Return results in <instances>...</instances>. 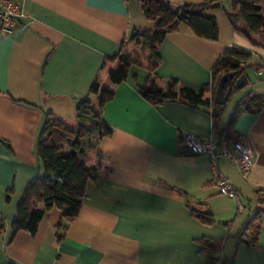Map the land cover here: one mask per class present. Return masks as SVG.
<instances>
[{"label":"crops","instance_id":"crops-1","mask_svg":"<svg viewBox=\"0 0 264 264\" xmlns=\"http://www.w3.org/2000/svg\"><path fill=\"white\" fill-rule=\"evenodd\" d=\"M16 1L23 16L10 35L0 30V223L4 224L0 264H207L196 241L201 238L215 244L225 240L222 262L264 264V209L257 204L259 191H264V107L241 114L234 126L237 140L251 148L250 174L242 177L227 160L218 163L219 172L236 189V203L219 194L209 159L189 154L181 142L186 134L199 140L213 134L208 109L177 102L151 105L138 93L148 75L145 64L130 68L103 110L112 134L99 145L100 177L88 183L65 239L56 240L61 214L54 208L44 215L34 236L20 231L9 242L19 200L12 209L13 197L17 193L21 197L26 183L43 173L36 144L46 114L72 116L78 99L88 95L104 57L118 52L132 30L155 28L137 0ZM167 1L181 5L204 0ZM232 11V0H220L207 12L218 24L216 41L198 38L181 23L158 48L162 60L158 75L176 77L193 91L211 82L216 62L228 49L252 54L244 65L248 82L227 115L226 107L224 127L244 96L264 97V82L256 74L264 68V34H257L258 44H252L232 28L226 16ZM180 191L192 205H207L216 223L208 226L196 219ZM246 209L261 222L255 247L235 238L238 217ZM233 219L230 229L222 225ZM247 220L249 216L242 225Z\"/></svg>","mask_w":264,"mask_h":264},{"label":"trees","instance_id":"trees-1","mask_svg":"<svg viewBox=\"0 0 264 264\" xmlns=\"http://www.w3.org/2000/svg\"><path fill=\"white\" fill-rule=\"evenodd\" d=\"M10 1L18 4L16 0ZM137 1L142 5L145 17L155 22L154 30L151 32L132 30L118 52L104 57L90 85L88 95L76 103L72 116L57 117L51 113L46 114L36 144L43 173L32 177L26 183L16 203V217L10 223L9 242H12L20 231L34 236L44 215L54 208L61 214L55 225L56 240L59 243L65 239L69 224L76 219L84 202L88 183L96 182L100 177L102 167L99 159L103 155L99 145L103 138L112 134V128L102 117L103 110L114 98V86L128 78L132 66L145 64L147 67L145 84L138 88V93L144 100L153 106L177 102L208 109L212 119V132L218 140L225 137L230 141H236L234 126L240 115L245 112L254 114L264 107L263 96L246 95L237 103L227 126L224 127L227 104L234 94L240 91L234 83L244 74V65L252 58L250 52L242 49H228L216 62L211 82L198 91L188 88L176 77L164 79L157 73L162 62L158 48L167 34L176 31L181 23L188 25L202 40L218 39L216 18L207 12L218 7L220 0H204L200 3L181 5H172L167 0ZM232 9V13H226L232 28L257 45L256 35L264 34L263 0H232ZM0 11L3 12L1 7ZM13 19L17 25L21 17ZM229 72H236L232 81L233 90L227 104L221 105L216 102L215 93L221 77ZM227 87L228 85L225 89ZM259 192L261 197L257 204L260 209H264V191ZM13 193V187L8 189L6 198L8 202ZM180 194L196 219L208 226L216 223L215 215L207 205H192L186 193L180 191ZM235 219L222 222V225L230 229ZM3 229L4 224L1 222L0 231ZM244 230L248 232L243 234ZM260 231L261 222L254 217L244 224L235 238L239 243L255 247ZM196 241L201 246L200 252L208 257L207 264H233L232 260L222 262L220 259L225 240L218 244L208 238Z\"/></svg>","mask_w":264,"mask_h":264},{"label":"built area","instance_id":"built-area-1","mask_svg":"<svg viewBox=\"0 0 264 264\" xmlns=\"http://www.w3.org/2000/svg\"><path fill=\"white\" fill-rule=\"evenodd\" d=\"M0 30L2 35H10L15 27L13 18L21 17L20 6L10 0H0ZM256 74L264 82V68L256 71ZM182 144L191 155H203L209 159L211 171L218 188L219 194L229 198L238 199L235 187L219 172L220 160L231 162L238 173L246 178L254 165L251 148L241 140L230 141L223 137L218 140L211 134L208 138L199 140L194 135L186 134L182 137Z\"/></svg>","mask_w":264,"mask_h":264},{"label":"water","instance_id":"water-1","mask_svg":"<svg viewBox=\"0 0 264 264\" xmlns=\"http://www.w3.org/2000/svg\"><path fill=\"white\" fill-rule=\"evenodd\" d=\"M236 72H229L224 74L218 84L216 93H215V100L217 103L221 104V105H225L227 104L231 92L233 90V78L235 77ZM248 82V77L246 74H242L241 76H239L234 85L238 88V89H242L245 84ZM226 85H228L227 89H225ZM80 100V99H78ZM191 107H195L194 105H190Z\"/></svg>","mask_w":264,"mask_h":264},{"label":"rangeland","instance_id":"rangeland-1","mask_svg":"<svg viewBox=\"0 0 264 264\" xmlns=\"http://www.w3.org/2000/svg\"><path fill=\"white\" fill-rule=\"evenodd\" d=\"M250 77H252V75L250 74ZM256 77L254 76V79H255ZM236 97H237V93H235L234 94V96L229 100V103L227 104V113H226V115L231 111V109H232V107H233V105H234V102H235V100H236ZM19 197H20V194L18 195V193H17V195H15L14 197H13V202H12V205H11V207H12V209H14V203H15V201H17L18 199H19ZM236 203H237V201H236V199H233ZM244 203L246 202V200L245 201H243ZM235 210V212H236V209H234ZM254 211V209H252V212ZM235 212H234V214H235ZM237 215V214H236ZM252 215V213H249L248 212V210L246 209V210H241V212H240V215H239V217H238V220H239V226H238V230H237V232H236V234L239 232V227L246 221V218L249 216V221H251L252 219H253V215ZM236 217V216H235ZM234 217V218H235ZM247 223H248V220H247ZM246 224V223H245ZM244 225H242V227H243ZM229 260H231V259H229ZM228 264V263H227Z\"/></svg>","mask_w":264,"mask_h":264}]
</instances>
